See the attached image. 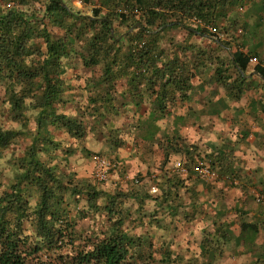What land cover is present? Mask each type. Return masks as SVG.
Segmentation results:
<instances>
[{
	"label": "trees",
	"instance_id": "16d2710c",
	"mask_svg": "<svg viewBox=\"0 0 264 264\" xmlns=\"http://www.w3.org/2000/svg\"><path fill=\"white\" fill-rule=\"evenodd\" d=\"M0 1L4 2L0 8V87L4 89L0 114L17 124L5 127L0 123V147L7 148L20 138L30 139L15 162L13 180L0 194V264H150L153 255L146 254L143 235L126 226L131 213L123 210L125 199L142 205L150 195L142 190H104L88 179L76 180L71 173H60L53 164L51 152L61 143L54 139L50 127L64 129L77 139L85 138L87 132L81 116L59 109L63 102L62 76L67 69L64 60L78 57L86 67L101 66V74L92 83L91 130L98 131L102 126L109 131L111 144L124 143L112 121L120 110L115 94L121 81L126 87L121 95H128L136 108L142 111V106L150 104L138 118L137 128L144 129L145 141H153L160 131L157 120L167 116L168 107L176 100L190 99L193 78L207 73V62L203 61L211 59V53L206 54L203 47L187 40L174 41L169 34L184 29L189 35L216 37L221 49L232 47L234 33L240 29L242 41L232 58L226 62L217 56L210 75V79L226 86L228 96L240 99L249 84L244 73L250 58L259 56L255 44L247 52L242 46L249 44L248 39L264 41V0H101L91 16L74 11L68 0ZM115 21L128 26V30L122 33L114 27L113 34L111 25ZM137 23L141 27L129 32ZM53 28L61 32L55 33ZM221 33L230 34L232 39H222ZM231 67L241 72L234 77L229 72ZM256 68L264 76L263 67ZM28 111L35 112V128L30 126ZM163 137L157 143L164 151V163L173 155H183L185 160L181 162L190 173L188 179L193 172L199 176L195 170L200 161L196 148L180 143L178 132ZM212 156L208 163L212 168L219 165L221 176L235 172L230 169L229 154ZM171 176L162 182L164 191L154 213L164 208L167 216L179 214L181 200L173 203L178 198L174 193L185 186L186 179ZM83 199L87 209L78 211L81 216L87 217L92 209L105 211L108 221L105 231L93 232L88 238L75 229L69 205L71 200L77 205ZM225 229L220 224L215 231L202 234L199 246L203 261L186 260L183 254L166 247L160 264H214L222 255V244L229 240ZM257 234L255 224L244 222L239 240L254 241Z\"/></svg>",
	"mask_w": 264,
	"mask_h": 264
},
{
	"label": "rangeland",
	"instance_id": "374dc122",
	"mask_svg": "<svg viewBox=\"0 0 264 264\" xmlns=\"http://www.w3.org/2000/svg\"><path fill=\"white\" fill-rule=\"evenodd\" d=\"M100 3L101 0H68V4L74 11L90 16L93 14V8L99 7ZM3 6L4 2L0 1V8ZM247 7L248 6H245V9ZM239 10L242 12L244 11L242 8ZM104 12L106 13L107 10L104 9ZM137 17H139V15ZM249 20L251 23H254L255 18L253 17ZM114 27L122 33L128 30V26L121 25L118 21H115ZM131 29L132 28H130L129 31ZM53 31H55V33L61 32L58 28H53ZM240 32V29L235 31V39L238 40H231L232 47L221 46V49L218 47L216 37L209 38L199 35H189L184 29L173 30L169 35L174 37V41L183 42L184 40H187L188 42L195 43L206 49V54L209 52L211 53L209 54L211 59H209V57L204 58L203 63L207 62L208 71L205 75L203 74L202 77L209 79L210 84L208 87L211 91L215 92L213 95L215 98L218 93L227 95L228 91L226 86L214 84V81L210 79V75L213 74L217 65L214 60H216L217 56L219 58H224L226 62L232 58L233 50L237 49L239 43L242 41V37H239ZM229 35L222 34L221 38L232 39L231 35ZM248 42L249 44L247 43V46H242L243 50L247 52L248 47H252L255 44L259 53V56L257 57L260 60L263 59L264 41L260 42L258 39L252 42L248 39ZM167 45L170 47L169 43ZM43 49H45L44 46ZM212 61L213 64H211ZM64 63L67 64V69L66 73L62 76L64 79V91L61 95L63 102L59 105V109L61 112H65L70 115L81 116L87 126V132L85 138L77 139L69 135L64 129L50 127L54 139L61 143L58 150L51 152V155L54 157L53 164L57 165L60 173H71L75 176L76 180L88 179L104 190L111 192L118 190H142V193H148V195H150V198L142 205L134 199H125V202H123V210H125V213H131V217L129 218L130 223H126V226L131 230L133 229L132 231L134 233L143 235L144 250L146 251V254L149 253L150 255H153L149 260L150 264H160V260H163L164 258V249L166 247H170L175 254H183L186 260L197 259L199 262L203 261L199 248V240L201 237L200 228L198 229L197 227H194V230L191 231L192 225H190L189 222L192 219L184 217V213L182 212L190 203L189 197L191 195L189 193L188 186L185 185L175 190L174 194L177 195L178 198H176V201L174 200L173 203H177V201L181 200V204L178 208V216L165 215L166 213L163 212L164 208L159 209V212L161 211L162 213H154L157 206L155 197L163 194L164 190L160 187V184L164 182L167 177H172L171 175L174 174L179 175L181 180H189L190 178H193L200 182L204 181L201 180L195 172H193L192 176L188 179L190 173L187 172L188 174H186L180 170L181 166H179L180 168L176 166L178 161L185 160L183 155H173L167 163H164V157L162 158L161 156V153L163 152H161L160 148L154 142H158L165 134L159 131L156 138H153V141H145L143 139L144 129L139 131L137 123L142 111L149 109L151 107L150 104L146 103L142 106L141 111L136 108L135 105L131 104V99L128 95H121V89L123 87L121 85L122 82L120 81L116 84L117 93L115 94V102L119 105L120 110L118 116H113L112 121L114 127L119 128L118 137L123 139L124 143L120 146H115L108 141L109 131L106 128L99 126L98 131L91 130L93 119L89 111V105L91 104L90 97L94 95L92 83L101 74V66L91 68L86 67L82 60L78 57H73L69 60L65 59ZM255 66L256 64L250 63L251 69ZM235 70L238 71L239 69L231 67L229 70L234 77L235 74H237V71ZM253 81L249 82L245 89V99L248 97L251 99L249 91L254 89L253 86L256 85L253 84ZM196 82H198V80H196ZM3 96L4 89L0 87V101L3 99ZM227 97L228 100L231 101L230 96ZM126 102L129 104H125ZM210 106L211 105L207 106L206 109H210ZM189 107L190 106L187 103L182 102L168 107V110L170 109V113L172 114L164 119L157 120V125H159L160 130L162 128L165 131H169V133L174 128V125L179 126V132L181 134V138L179 137L181 140L180 143L193 145L199 154L200 160L209 162V158L205 155V153H202L200 149L201 147L205 148L204 143L210 139L206 128L211 129V126L206 124L207 121H195L193 115H188L189 119L186 120L188 129H186L184 127L186 123H182L176 119L179 113H186ZM216 107L221 108L220 106H215L212 110L216 109ZM191 109H195V114L199 111L196 103L194 104V102H191ZM209 111H211V109ZM224 112V114H228L227 110ZM34 115V111H28V116L31 117V128L36 127ZM242 115L245 117L246 113H243ZM0 120L1 125L5 127L17 126L16 123L7 121L2 114H0ZM211 125L214 126L215 124ZM225 132H229V134H231L233 129H226ZM182 135L185 139H183ZM164 138L165 136L163 139ZM29 144L30 139L20 138L7 148L0 147V194L13 180L16 173L15 162H17L18 158L23 155L24 150ZM42 155L43 158H47L46 153H43ZM94 155L107 157L110 161H112V166L108 171L107 179H99L96 176V164L93 161ZM229 156L230 159L235 157L232 153ZM229 175L230 173H228L227 176L229 177ZM218 179L222 178L219 176ZM231 180L232 178L230 177L227 179V181ZM249 198L251 199L250 195ZM252 200L255 202L254 196L251 201ZM34 201L35 200L33 199L32 203L35 204ZM99 203L102 204L103 201L100 200ZM69 205L71 220L76 222L75 229L79 231V234L81 233L84 237L88 238V236L93 232L100 233L107 229L108 221L105 211L97 212L92 209L90 210L89 215L84 217L80 215V212H78L81 209H87L86 201L84 199L80 200L77 205L75 201L71 200ZM240 211L245 213V210L242 209H239L237 212ZM228 212L233 213L232 210H228ZM156 217H158L160 221H157L158 219ZM77 243L79 244L81 241L79 240ZM44 258L46 259V256Z\"/></svg>",
	"mask_w": 264,
	"mask_h": 264
},
{
	"label": "crops",
	"instance_id": "0c3cea01",
	"mask_svg": "<svg viewBox=\"0 0 264 264\" xmlns=\"http://www.w3.org/2000/svg\"><path fill=\"white\" fill-rule=\"evenodd\" d=\"M256 69V66L251 69L249 63L244 73L248 82L254 80L253 84H256L253 86L254 89L249 91L251 99L249 97L245 99L243 94L240 99L230 97V101L227 97L228 93L227 95L218 93L214 98L215 92L208 87L209 79L201 75L192 80V89L188 92L190 99L185 101L178 99L170 105L171 107L182 102L190 106L186 113L177 115L178 121L186 123L189 116L193 115L195 121H207L206 124L211 126V129L206 128L210 139L204 143L205 148L200 149L208 158L211 155L231 153L235 156L230 161V169L235 171L229 175L231 181H227L228 176L220 175V166L216 165L215 168L213 167L217 174L215 179L200 182L192 178L185 183L191 196L188 207L182 212L184 217L192 219L189 222L192 225L191 231L194 227L200 228L199 243L204 232L215 231L220 224L229 232V240L222 244V255L214 264H264V76ZM213 81L214 84H218L216 80ZM124 88L126 89L124 86L121 91ZM191 102L196 103L198 113L195 114V109H191ZM209 105H211L210 109L215 106L221 108L216 107V110L209 111L210 109H206ZM226 110L227 115L224 114ZM170 112L169 109L166 117L172 114ZM243 113H246L245 117ZM143 114L146 116V113ZM187 125V123L184 125L186 129H188ZM226 129H233V132L229 134L225 132ZM160 132L165 134V138L172 136V133L180 134L179 126L175 125L170 133L162 128ZM154 143L160 148L157 142ZM160 150L163 152L161 153L163 158L164 151L162 148ZM219 176L222 179H218ZM164 183H161L160 187L164 186ZM249 195L251 199L255 197V202L251 201ZM159 197V195L155 197L156 202L162 198ZM239 209L245 210V213L237 212ZM228 210H232L233 213H229ZM163 212L165 213L166 210ZM190 213L193 214L190 216ZM244 222L257 226L258 234L254 241L239 240Z\"/></svg>",
	"mask_w": 264,
	"mask_h": 264
},
{
	"label": "built area",
	"instance_id": "2783aa9c",
	"mask_svg": "<svg viewBox=\"0 0 264 264\" xmlns=\"http://www.w3.org/2000/svg\"><path fill=\"white\" fill-rule=\"evenodd\" d=\"M11 6V4H9ZM262 61V62H261ZM250 63L260 65L264 69V60H260L258 57L252 56L250 58ZM93 161L96 164V176L99 179H107L108 171L111 169L112 161L107 157H101L99 155H94ZM176 166H181L180 170L187 173L188 169L182 164L181 161L176 163ZM195 170L199 174L200 178L204 181H211L217 177L216 171L210 166L206 161L200 160L195 165Z\"/></svg>",
	"mask_w": 264,
	"mask_h": 264
},
{
	"label": "water",
	"instance_id": "95a60500",
	"mask_svg": "<svg viewBox=\"0 0 264 264\" xmlns=\"http://www.w3.org/2000/svg\"><path fill=\"white\" fill-rule=\"evenodd\" d=\"M63 5L64 6H67L66 5V3L63 1ZM137 27H141V23H137V24H135L133 27H132V29L130 30V31H132L134 28H137ZM111 30H112V33L114 34V26L113 25H111ZM129 31V32H130ZM257 74H258V72H256Z\"/></svg>",
	"mask_w": 264,
	"mask_h": 264
}]
</instances>
